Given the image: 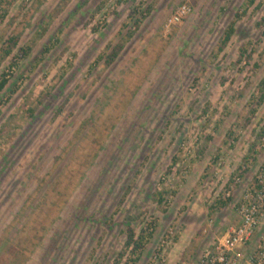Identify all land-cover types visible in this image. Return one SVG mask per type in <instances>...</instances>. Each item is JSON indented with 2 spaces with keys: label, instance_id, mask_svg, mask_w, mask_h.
<instances>
[{
  "label": "rangeland",
  "instance_id": "374dc122",
  "mask_svg": "<svg viewBox=\"0 0 264 264\" xmlns=\"http://www.w3.org/2000/svg\"><path fill=\"white\" fill-rule=\"evenodd\" d=\"M1 1L0 264H116L130 229L136 264H198L264 168V0H181L168 34L148 0Z\"/></svg>",
  "mask_w": 264,
  "mask_h": 264
},
{
  "label": "built area",
  "instance_id": "2783aa9c",
  "mask_svg": "<svg viewBox=\"0 0 264 264\" xmlns=\"http://www.w3.org/2000/svg\"><path fill=\"white\" fill-rule=\"evenodd\" d=\"M193 13L188 3L176 7L165 22V33L182 24ZM230 197L231 191L227 192ZM239 224L227 229L204 249L198 264H264V168L237 203ZM257 238L252 251L244 247Z\"/></svg>",
  "mask_w": 264,
  "mask_h": 264
},
{
  "label": "trees",
  "instance_id": "16d2710c",
  "mask_svg": "<svg viewBox=\"0 0 264 264\" xmlns=\"http://www.w3.org/2000/svg\"><path fill=\"white\" fill-rule=\"evenodd\" d=\"M130 1V0H128ZM135 1V0H134ZM258 0H248V6H254L256 3H257ZM3 1L0 2V6L2 4ZM183 3H187V2H183ZM181 3V4H183ZM121 4V3H120ZM138 5H143L142 2L141 3H136ZM138 5H136V7H138ZM135 7V8H136ZM133 8V9H135ZM176 9V7H175ZM136 10V9H135ZM133 11V13H135L136 11ZM152 8H151V5H149L147 8H146V11H145V17L148 16H151L152 15ZM174 12V11H173ZM172 12V13H173ZM172 15V14H171ZM236 18L237 20L241 18V14H236ZM237 20L233 21L230 23L228 29L226 30L225 34H224V38L223 40L221 41V45L219 47V50L222 51L224 46L227 45L233 35L235 34L236 32V22ZM137 24V28L135 31H131L130 33L127 34V37L125 39V42L123 41L121 45L118 46L117 49H114L113 50V53L108 55L107 58L105 59L106 63H108V65H112L113 63L116 62V58H118L119 56V52H121L125 46H126V43L129 42L133 37L134 35L137 33V31L140 30V28L142 27V22H136ZM56 43L58 42V39L55 40ZM55 43V44H56ZM17 45V43H15ZM28 50L29 49H22V52H21V58H25L27 55H28ZM11 52V50L9 51V53ZM100 60L101 59H104V56L100 55L98 57ZM9 84H10V77H9V74L7 72H3V74L0 76V96L1 94L9 87ZM262 87L264 88V81L262 82ZM260 100L261 101H264V93L263 95L260 97ZM139 174V173H138ZM137 179V178H136ZM136 179H134L133 181H131L132 185L129 186V190H131L134 185L136 184ZM130 183V184H131ZM167 190H159L158 192L155 193V196H156V201L158 203L159 206H163L164 203L166 202V192ZM168 194V193H167ZM228 203L224 202L223 200L220 199V201H217V203L215 205H213L212 208L214 207H217V208H220V207H224V206H227ZM147 231L146 229H142L141 233L139 235H136V231L135 229H130L129 233H128V236H127V240H126V243H125V249L123 252L120 253V256H121V259L116 263V264H136L138 262V260L140 259V256H141V253L143 251V249L145 248V243L147 242ZM131 249V252H132V255L129 260H127L126 258V261L124 263H122V259L124 257L127 256V251Z\"/></svg>",
  "mask_w": 264,
  "mask_h": 264
},
{
  "label": "crops",
  "instance_id": "0c3cea01",
  "mask_svg": "<svg viewBox=\"0 0 264 264\" xmlns=\"http://www.w3.org/2000/svg\"><path fill=\"white\" fill-rule=\"evenodd\" d=\"M140 0H132V3H135V2H138ZM181 0H148L149 4L151 5V8H152V17L153 16V13L155 15V17L152 19V21L150 22L151 25H154L157 21H155V19L163 14V16H161L162 18L160 19L159 21V24L162 23L163 20H165L167 18V16H169L173 10L175 9L176 7V3L179 2L180 3ZM124 2V1H123ZM124 5V4H123ZM147 28H150V26H147ZM93 50V49H92ZM246 186V185H245ZM240 191L237 192V198L239 200V198H241V195L239 193ZM236 199V201L234 203H231L229 204V206L225 207L224 210L225 213L222 214V216L218 219L217 221V226H220L221 224H223L224 228H228L229 225H231L233 222L234 224H239V217L237 215H232V212H234L235 210V207H236V203L238 201ZM223 209V208H222ZM223 210V211H224ZM221 222V224H220ZM226 228V229H227ZM218 230V232H220L219 230H223V227L222 228H216ZM218 232H213L211 234V237H209L207 239L208 242H210L211 244L209 246H211L214 242H216L217 238L221 235L218 236ZM216 237V239H215ZM206 237L202 238V241L205 239ZM256 242H257V238L254 239L253 242L250 243L249 245V248H253L255 245H256ZM248 246L244 247V250L246 249H249L247 248Z\"/></svg>",
  "mask_w": 264,
  "mask_h": 264
}]
</instances>
